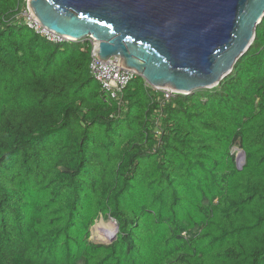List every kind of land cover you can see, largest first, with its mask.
<instances>
[{
	"label": "trees",
	"instance_id": "obj_1",
	"mask_svg": "<svg viewBox=\"0 0 264 264\" xmlns=\"http://www.w3.org/2000/svg\"><path fill=\"white\" fill-rule=\"evenodd\" d=\"M27 5L0 0V264H264V19L217 86L115 98Z\"/></svg>",
	"mask_w": 264,
	"mask_h": 264
},
{
	"label": "water",
	"instance_id": "obj_2",
	"mask_svg": "<svg viewBox=\"0 0 264 264\" xmlns=\"http://www.w3.org/2000/svg\"><path fill=\"white\" fill-rule=\"evenodd\" d=\"M28 7L60 35L97 39L101 59L118 56L150 86L182 94L220 84L264 19V0H28ZM237 150L242 169L246 151ZM111 219L117 228L105 243L119 231Z\"/></svg>",
	"mask_w": 264,
	"mask_h": 264
},
{
	"label": "built area",
	"instance_id": "obj_3",
	"mask_svg": "<svg viewBox=\"0 0 264 264\" xmlns=\"http://www.w3.org/2000/svg\"><path fill=\"white\" fill-rule=\"evenodd\" d=\"M21 15L24 17L26 25L48 41L56 44L74 41L70 37L60 35L45 27L29 9L28 5L27 8L22 11ZM86 41H88L91 46L90 68L93 76L101 83L103 89L110 93L112 97H120L125 89L139 75L134 70L120 65L121 58L118 56H112L107 61L101 59L99 57L100 42L97 39L90 37L86 39ZM155 89L163 91L168 98L178 93L169 88Z\"/></svg>",
	"mask_w": 264,
	"mask_h": 264
},
{
	"label": "bare ground",
	"instance_id": "obj_4",
	"mask_svg": "<svg viewBox=\"0 0 264 264\" xmlns=\"http://www.w3.org/2000/svg\"><path fill=\"white\" fill-rule=\"evenodd\" d=\"M116 228L117 227H116L115 223H113V224H105L103 226V224L99 222L96 225L95 231H96V235L97 236H103V234H104L103 239H106L104 241L108 242L111 239V237L115 234ZM100 241H103V240H100Z\"/></svg>",
	"mask_w": 264,
	"mask_h": 264
},
{
	"label": "rangeland",
	"instance_id": "obj_5",
	"mask_svg": "<svg viewBox=\"0 0 264 264\" xmlns=\"http://www.w3.org/2000/svg\"><path fill=\"white\" fill-rule=\"evenodd\" d=\"M102 221V222H101ZM102 223L103 224V226L105 225V224H113V223H115V222H113L112 221V219H104V218H100L98 221H97V224L98 223ZM95 229H96V226L94 227L93 226V228H92V239L95 241V242H107V241H104V240H106V239H103V236H104V234H103V236H97L96 235V231H95ZM100 240H103V241H100Z\"/></svg>",
	"mask_w": 264,
	"mask_h": 264
}]
</instances>
